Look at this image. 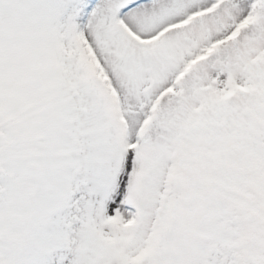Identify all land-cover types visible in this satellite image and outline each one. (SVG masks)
Wrapping results in <instances>:
<instances>
[{
  "label": "snow or ice",
  "instance_id": "6c2138e0",
  "mask_svg": "<svg viewBox=\"0 0 264 264\" xmlns=\"http://www.w3.org/2000/svg\"><path fill=\"white\" fill-rule=\"evenodd\" d=\"M0 264H264V0H0Z\"/></svg>",
  "mask_w": 264,
  "mask_h": 264
}]
</instances>
